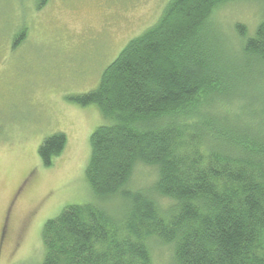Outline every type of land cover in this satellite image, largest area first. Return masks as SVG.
<instances>
[{"label":"trees","instance_id":"trees-1","mask_svg":"<svg viewBox=\"0 0 264 264\" xmlns=\"http://www.w3.org/2000/svg\"><path fill=\"white\" fill-rule=\"evenodd\" d=\"M227 1L170 0L75 98L110 120L90 137L97 202L45 223L42 264H158L165 246L162 264H264V0L252 36L235 24L241 45L213 20ZM66 141L44 140L46 167ZM139 164L149 187L131 186Z\"/></svg>","mask_w":264,"mask_h":264},{"label":"rangeland","instance_id":"rangeland-1","mask_svg":"<svg viewBox=\"0 0 264 264\" xmlns=\"http://www.w3.org/2000/svg\"><path fill=\"white\" fill-rule=\"evenodd\" d=\"M40 1L0 0V264H42L45 223L67 205L97 202L86 176L90 137L110 120L75 98L99 86L105 69L158 22L170 0H48L38 8ZM262 6L229 0L213 20L241 45L235 24L252 36ZM57 133L66 146L46 167L39 148ZM156 177L154 166L139 164L131 186L149 187ZM154 255L162 264L168 248Z\"/></svg>","mask_w":264,"mask_h":264}]
</instances>
